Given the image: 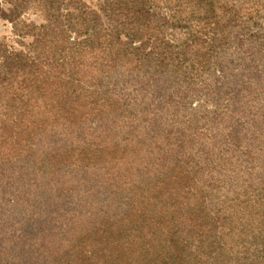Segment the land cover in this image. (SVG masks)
Instances as JSON below:
<instances>
[{
  "label": "trees",
  "instance_id": "trees-1",
  "mask_svg": "<svg viewBox=\"0 0 264 264\" xmlns=\"http://www.w3.org/2000/svg\"><path fill=\"white\" fill-rule=\"evenodd\" d=\"M0 18L22 46L0 36V264H264V167L222 192L175 128L200 72L264 89V0H0Z\"/></svg>",
  "mask_w": 264,
  "mask_h": 264
},
{
  "label": "rangeland",
  "instance_id": "rangeland-1",
  "mask_svg": "<svg viewBox=\"0 0 264 264\" xmlns=\"http://www.w3.org/2000/svg\"><path fill=\"white\" fill-rule=\"evenodd\" d=\"M83 1L91 5V0ZM27 17L36 23L42 22V18L37 14L30 13ZM12 30L11 23L0 18L1 38L9 46L20 49L22 46L16 42ZM30 40L31 38H25L26 42ZM227 58H222L221 61ZM239 72L240 69H237L233 74ZM216 73L218 74V71ZM197 75L188 80V85L181 84V91L188 92L193 98L190 100L191 107L181 106L187 110L180 112L179 121L182 124L176 125L175 128H189L197 132L198 135L192 138L194 147L190 151L198 154L201 160L202 182H207L214 188L220 187L222 192L229 189L239 190L249 179L251 172H259L257 165L264 167V122L253 116L259 109L264 112V89L247 86L250 77L229 78L220 83L212 74L200 72ZM260 86L264 88V82ZM148 105L150 102L145 107ZM159 105L162 106L163 102ZM199 122L201 130L197 127ZM81 188L76 190V202L85 195L84 190L90 188V185L82 190ZM78 214L75 220L85 216L81 210ZM9 217L10 209L0 220V234L8 231ZM56 234L57 231H54L48 236Z\"/></svg>",
  "mask_w": 264,
  "mask_h": 264
}]
</instances>
